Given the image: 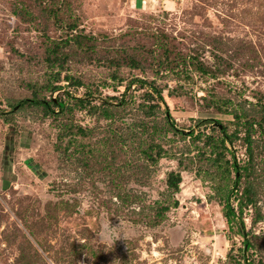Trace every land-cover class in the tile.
Here are the masks:
<instances>
[{
	"label": "rangeland",
	"instance_id": "374dc122",
	"mask_svg": "<svg viewBox=\"0 0 264 264\" xmlns=\"http://www.w3.org/2000/svg\"><path fill=\"white\" fill-rule=\"evenodd\" d=\"M108 1L0 0V264H264V0Z\"/></svg>",
	"mask_w": 264,
	"mask_h": 264
},
{
	"label": "trees",
	"instance_id": "16d2710c",
	"mask_svg": "<svg viewBox=\"0 0 264 264\" xmlns=\"http://www.w3.org/2000/svg\"><path fill=\"white\" fill-rule=\"evenodd\" d=\"M57 47V45H56ZM129 65L133 66V67H140V64L138 62H136L134 59H131L129 62ZM133 82H129L128 85H126V88L130 87V83H139L140 85H147L149 87V89L151 90L150 92H146L144 94V103H148V104H140V107H142V109L145 110V114L147 116H152L155 115V111L160 110V106H159V101L160 102H164L163 98H162V92L163 90L159 87H157L155 85V82L149 81V80H142V79H135V80H131ZM58 89V88H57ZM175 89H171L168 91V94H172L173 91ZM68 98L74 100L75 102H77V104H84V103H89V101H86L88 99V97H90V95H86V99H77V98H73L71 96H69L68 94H65ZM158 99V100H157ZM154 101H157V103H155ZM33 103L35 105H42L44 110L50 111L51 110V105H53L54 107H57L59 110H62L64 108V103L62 101H57V98L55 101L52 100V95H51V100L49 102H44V101H40V100H34ZM108 102H103L102 106H107ZM146 105V106H145ZM103 114L102 115H107V109L103 108ZM2 116V115H0ZM163 120L166 124V126H168L169 128L173 127V123L171 121V117L169 115V111L168 108H165V112H164V117ZM203 122H210L212 120L210 119H205L202 120ZM250 127H252V124H249ZM175 129V128H172ZM156 130V128H154V131ZM176 131V130H175ZM183 131H180V133L182 134ZM222 136L221 138H219V143L221 145V147L223 149H227L225 147V142L229 141L228 136L226 135L224 129H222ZM210 139V138H209ZM211 140V139H210ZM246 143H247V148L249 150L250 147V137L247 136L245 138ZM212 141V140H211ZM158 156H160V152L158 153ZM149 158H151V156H149ZM152 159V158H151ZM219 161V160H218ZM229 164V162H227ZM231 167L233 168L232 170L236 173L239 171V167L235 164V162L231 163ZM36 169V168H35ZM239 178V177H237ZM181 175L179 172H170L167 174V178H166V193L164 194V196H162V200H157L154 202L153 208L156 210V216H161L164 212L169 211L170 208H175L178 206V202L176 200H174L173 196L174 194L178 193L179 191V185L181 183ZM237 185V179L233 182V186ZM217 192H219V190H217ZM230 192L232 193L233 191H229L226 192L224 191V194H222L223 197V215L224 218L226 220V223L228 224V226L230 228H233L234 226L237 229H240V233L242 234L244 240V246H245V250H248L250 247V243L248 242V240H246L245 234H244V230H243V222H242V207L243 205H248V203L252 202V196H251V190H249V188H246L244 191V203L241 202V200H239V205H238V211L240 212V215H237L235 212V209L233 208V206L230 204ZM118 197L121 198V196L118 194ZM171 198L173 200H171Z\"/></svg>",
	"mask_w": 264,
	"mask_h": 264
},
{
	"label": "water",
	"instance_id": "95a60500",
	"mask_svg": "<svg viewBox=\"0 0 264 264\" xmlns=\"http://www.w3.org/2000/svg\"><path fill=\"white\" fill-rule=\"evenodd\" d=\"M64 91L62 88H58L56 89L53 94H52V100L55 101L56 100V96L60 93ZM69 96L73 97V98H77V99H86L87 97L81 94H77V93H67Z\"/></svg>",
	"mask_w": 264,
	"mask_h": 264
},
{
	"label": "crops",
	"instance_id": "0c3cea01",
	"mask_svg": "<svg viewBox=\"0 0 264 264\" xmlns=\"http://www.w3.org/2000/svg\"><path fill=\"white\" fill-rule=\"evenodd\" d=\"M127 1H129V0H127ZM134 0H132V2H133ZM125 2V1H124ZM124 2L122 3V0H109L108 1V6H107V8L108 9H114V10H116V9H118V7L120 6V5H122V4H124ZM110 11V10H109ZM0 55H1V48H0Z\"/></svg>",
	"mask_w": 264,
	"mask_h": 264
}]
</instances>
